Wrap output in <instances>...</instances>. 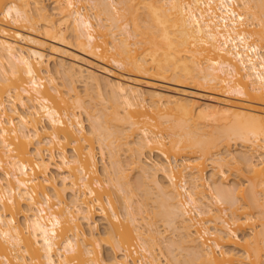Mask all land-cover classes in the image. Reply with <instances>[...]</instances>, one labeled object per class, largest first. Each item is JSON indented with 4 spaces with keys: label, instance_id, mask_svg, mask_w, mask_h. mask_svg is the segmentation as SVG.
<instances>
[{
    "label": "bare ground",
    "instance_id": "6f19581e",
    "mask_svg": "<svg viewBox=\"0 0 264 264\" xmlns=\"http://www.w3.org/2000/svg\"><path fill=\"white\" fill-rule=\"evenodd\" d=\"M196 263L264 264V0H0V264Z\"/></svg>",
    "mask_w": 264,
    "mask_h": 264
},
{
    "label": "rangeland",
    "instance_id": "374dc122",
    "mask_svg": "<svg viewBox=\"0 0 264 264\" xmlns=\"http://www.w3.org/2000/svg\"><path fill=\"white\" fill-rule=\"evenodd\" d=\"M44 2L46 3V4H50V5H52V0H44ZM140 11H142V8L140 9ZM23 33L26 35H29V36H31V37H35V38H38V39H42L41 37H39L36 33H34L33 31H31V30H29L28 28H23ZM58 46L60 47V49L61 50H63L64 51V54H66V56H68V57H78V56H81V59H82V57H84L85 59H83V60H86L87 62L89 61L91 64H93V63H95L94 65L95 66H100V67H103L102 65H104V67L105 68H108V71H112V72H123V68L121 67V66H118V65H116L115 63H110V64H107V63H104V62H102V61H100V60H98V59H96V58H94L93 56H91V55H87V54H85V53H83V52H81L80 51V49L77 47V45L76 44H74V43H69L68 45H60V44H58ZM70 55V56H69ZM72 55H74V56H72ZM67 57V58H68ZM69 58V59H70ZM99 63V64H98ZM98 64V65H97ZM106 75L108 74V73H105ZM109 75V74H108ZM62 75L60 74V76L58 75V81L61 83V82H64L65 80L64 79H62V77H61ZM64 78V77H63ZM63 80V81H62ZM77 84V86H78V89L82 92V94H84L85 95V98H86V100L88 101V104L89 105H91V106H95V107H97L98 109L99 108H104L106 105H111L112 104V102H108L107 101V103L103 100V98H105V96L108 94V92L107 91H105L106 90V88L104 89H101L102 87H104V86H102V87H100V86H97L95 83H92L93 85H90L89 84V86L87 85H85V84H83V82H77L76 83ZM168 85H170V86H172L173 84H168ZM104 92V93H103ZM105 92H106V94H105ZM106 104H105V103ZM170 107H171V109H170ZM163 109H164V107H163ZM177 109V110H176ZM179 110H178V108H176L175 106H173V105H169V107H166L164 110H160V113L161 114H163V115H165L166 117H169V118H172V119H169V121L171 122V124L173 123V121L176 123V121H177V118H178V116L180 115V114H178V113H180V112H178ZM176 113V114H175ZM83 115V117H84V119H85V123H86V125H87V127L89 126V121H88V119H87V117H86V114L83 112L82 113ZM181 116V115H180ZM179 116V117H180ZM172 120V121H171ZM174 124V123H173ZM175 125V124H174ZM137 133V132H136ZM135 135V134H134ZM138 134H136L135 136H137ZM234 141H231V143H230V146H231V148L233 147H238L239 146V144L238 143H236L235 142V144L233 143ZM189 150H195L194 148H187V150H185L186 151V153H183V157H187V156H189V155H194V154H196V152H193V153H189L188 154V152H190ZM98 151V150H97ZM123 152V153H122ZM122 153V154H121ZM126 153H128V151L127 152H124V151H120V154L122 155H120V157L123 159V160H126L127 161V154ZM187 154V155H186ZM150 157L152 156V158H156V156L155 155H149ZM149 156H147V157H149ZM149 157V158H150ZM126 158V159H125ZM99 159H100V157H99ZM148 159V158H147ZM107 160H109L108 158L106 159V161ZM125 162V161H124ZM206 162H207V164L209 163V160L207 161L206 160ZM127 163V162H126ZM102 165V161L100 160V162H99V166H101ZM209 165V167H210V164H208ZM207 165V166H208ZM125 167H127V171H128V169L130 170L131 168H130V165H126ZM132 170V172H130L129 171V177H131V179H133V182H134V180H136L137 179V175H138V172H137V170H134L133 171V169H131ZM229 171V179H230V183L231 182H233V181H240V178H242L243 176H241L240 178H239V176H235V171L236 170H234L233 168L231 169V170H228ZM211 172V168H207L206 170H205V173L204 174H206V175H209V173ZM128 173V172H127ZM244 174H247V172H244ZM136 178V179H135ZM137 182V181H136ZM135 193H136V195H135V199L137 200V199H141L142 198V193L143 192H141V190L139 191L138 189L135 191ZM143 197H144V195H143ZM147 201V200H146ZM145 201V202H146ZM148 202V201H147ZM151 202V201H150ZM153 219V218H152ZM153 220H157V219H153ZM160 220H158V223H163V222H159ZM157 223V224H158ZM161 226V225H160ZM164 226V225H163ZM163 226H161V227H163ZM101 227H102V225H101ZM166 228V227H165ZM248 230V229H247ZM166 231V230H165ZM168 231V232H167ZM167 231H166V235H167V237H169V236H174L173 235V233H172V230L170 229H167ZM171 231V232H170ZM165 233V232H164ZM169 235V236H168ZM206 236V235H205ZM175 237H176V235H175ZM207 237V236H206ZM134 245H135V248H136V250H139V247H138V244H136L135 243V241H134ZM109 251H110V249H108ZM112 251V250H111ZM217 251H218V253H219V250L217 249L216 250V253H217ZM139 252V251H138ZM136 255H139V253H136ZM183 255V254H182ZM179 256H181V254H179ZM183 257V256H182ZM181 257V258H182ZM197 262H200V261H197ZM196 264H202V263H196Z\"/></svg>",
    "mask_w": 264,
    "mask_h": 264
}]
</instances>
